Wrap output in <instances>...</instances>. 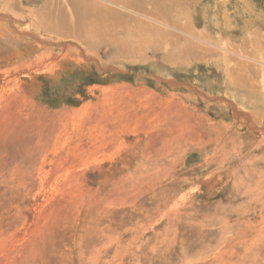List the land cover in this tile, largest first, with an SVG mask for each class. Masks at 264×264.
Returning a JSON list of instances; mask_svg holds the SVG:
<instances>
[{"label":"rangeland","instance_id":"obj_1","mask_svg":"<svg viewBox=\"0 0 264 264\" xmlns=\"http://www.w3.org/2000/svg\"><path fill=\"white\" fill-rule=\"evenodd\" d=\"M22 1L43 11V0ZM250 2L264 33V0ZM237 10L243 0H199L189 23L238 42L247 27ZM138 39L116 31L99 44L103 62L128 71H102L74 42L61 48L89 64L25 45L20 59L5 45L17 60L0 63V264H264V145L247 153L233 128L212 121L259 131L204 85H224L214 62L192 58L187 73L176 37L168 48Z\"/></svg>","mask_w":264,"mask_h":264},{"label":"bare ground","instance_id":"obj_2","mask_svg":"<svg viewBox=\"0 0 264 264\" xmlns=\"http://www.w3.org/2000/svg\"><path fill=\"white\" fill-rule=\"evenodd\" d=\"M198 1L43 0L38 6V10L43 11L37 13L26 7L22 0H0V51H3L0 53V63L5 62L8 55L12 60L16 59L12 49H5V45L8 44L19 52L22 45H25L27 49L35 50L34 54L38 51L36 57L46 56L47 49L43 50V48L51 47L54 51L57 50L65 61L73 62L75 58H78L82 63L89 64L87 60L85 62L80 57L75 47L61 48L64 42H74L82 47L87 56L94 58L97 66L104 71L105 64L122 65V62L115 59L103 62L99 56V44H111L116 31L125 32L129 42L137 41L139 37L144 38L143 40L146 42L162 44L165 48L171 44L172 37H176V43L174 41L172 49L179 53V62L186 65L185 72H190V67L194 64L191 61L192 58L195 60L201 58L214 62L217 70L225 78L223 86L210 84L211 82L208 84L206 82L204 85L211 90L218 89L220 93L223 92L231 98L234 101L231 107L237 112L235 115L238 117L241 115L245 121L250 123L249 127L257 129L259 133L257 135L255 131L244 130L245 126L243 127V125L245 124L242 120L240 122L242 124L236 126L233 121L220 122L216 119L212 121L208 116L207 119L216 125L233 128L235 132L233 136L240 135L247 145V153H251L259 146V143L264 145V133H262L264 127V33L252 26L254 21L252 15L255 12L250 0H243L245 8L243 12L236 11V16L243 19L247 27L246 36L237 40L238 42L231 41L223 33H212L204 27L201 31H197L190 25L189 18L191 15L193 16L192 13ZM34 3V5H38L36 4L38 1H34ZM219 5H222L220 10L222 9L225 24H230L232 19L230 11L226 7L227 4L221 1ZM257 11L256 15L258 16ZM18 55L21 59L27 55L30 56V52H20ZM21 67V65H14L13 69L12 67L6 69V73H10L12 70L19 72ZM120 68L124 71L127 70L123 65ZM151 68L158 74L172 79L173 84L176 83V80H173V77H169L165 72L166 70H159L154 65ZM8 83H12L14 87L19 85V82L14 80L8 81ZM181 93L194 101H199L191 93L184 91ZM204 103L206 110L211 106L221 105L220 103ZM234 141V138H231L228 142L234 143ZM229 145L228 143L227 146ZM225 147V143L220 145L216 152L219 153ZM225 171L228 175L230 172L233 175L230 168ZM215 185L214 182H209L208 188L212 189Z\"/></svg>","mask_w":264,"mask_h":264}]
</instances>
